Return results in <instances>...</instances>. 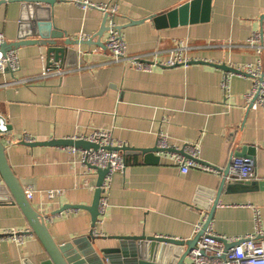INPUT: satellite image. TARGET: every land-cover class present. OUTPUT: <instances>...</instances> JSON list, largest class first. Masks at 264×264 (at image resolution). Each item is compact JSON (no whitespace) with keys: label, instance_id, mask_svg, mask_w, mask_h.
I'll return each mask as SVG.
<instances>
[{"label":"crops","instance_id":"0c3cea01","mask_svg":"<svg viewBox=\"0 0 264 264\" xmlns=\"http://www.w3.org/2000/svg\"><path fill=\"white\" fill-rule=\"evenodd\" d=\"M185 0H57L44 12L58 30L72 39L95 36L105 13L83 8L81 3L117 5L118 25L146 19L173 8ZM209 19L158 30L152 21L122 30L129 55H144L165 62L180 42L192 47L191 61L226 63L236 69L249 63H264V50L250 45L255 33L264 46V0H212ZM46 7V6H44ZM33 15V13H32ZM32 16L34 32L37 21ZM21 4L0 7V30L6 43L32 33L31 22L21 20ZM108 31L102 41L106 42ZM17 50L20 70L0 76V85L14 79H32L28 84L0 87V115L12 130L3 140L8 163L24 190L32 186L34 208L46 217L57 244L71 243L67 254L71 264H103L97 252L123 248L118 237L164 236L192 240L196 226L209 212L219 192L211 222L222 236L239 237L256 230V211L264 231V186L221 192V173L196 168L183 173L166 153H155L152 162L135 152H121L127 167L116 172L106 196L108 204L95 229L87 210H67L52 215L65 205L92 204L97 171L80 163V153L69 148L21 144L28 136L34 141L80 138L97 130L112 134L113 147L155 148L162 136L170 145H197L199 161L217 168L227 167L232 156L246 144H254L258 182L264 184V110H249L246 95L252 78L226 73L208 65L191 64L166 68L155 65L149 72L127 63L113 62L112 55L94 45H77L78 58L65 54L59 62L74 69L65 77L40 79L45 63L55 60L47 48L24 45ZM228 78V89L223 82ZM27 142V141H25ZM83 150V149H80ZM1 174V173H0ZM64 193L49 202L44 192ZM0 175V231L16 230L23 245L0 238V264H42L48 260L44 245L31 233L22 209ZM97 251V252H96ZM114 264H134L125 252L111 254ZM109 264H112L109 262Z\"/></svg>","mask_w":264,"mask_h":264},{"label":"water","instance_id":"95a60500","mask_svg":"<svg viewBox=\"0 0 264 264\" xmlns=\"http://www.w3.org/2000/svg\"><path fill=\"white\" fill-rule=\"evenodd\" d=\"M212 0H185L178 4L177 6L165 10L163 12L153 14L146 19L142 20H130L126 25H117V30L122 32V30L127 26L138 25L143 23L146 20L152 21L154 26L158 30L174 28L179 25L193 24L198 22H205L209 19L210 15V5ZM19 2L21 4V20L23 22H31L32 24V33L27 37H18V40L11 43H5L2 47L3 51L16 50L24 45H37L47 48V52L50 55L54 56L55 61H60L64 58L65 54L75 56L78 58V52L74 50V47L77 45H94L101 47L107 50L110 54V50L106 46V42L102 41L104 33L109 30L107 26V19L109 18V13H105V18L102 23V26L99 32L89 39H72L58 30L55 26L52 25L51 19L49 16H43L44 12L51 11V9L57 3V0H15L10 2L0 1V7L3 4ZM46 6V7H44ZM32 13L37 21L36 28L38 34L34 32V24L32 23ZM191 64H201L208 65L212 68H219L226 73H236L244 74L238 69L231 67L224 63H214L207 61H191L188 65ZM249 110L251 108L249 107ZM7 120L0 115V175L4 184L7 186L11 195L14 199V202L22 209L25 217L28 220L29 226L31 227V233L36 235L40 240L44 249L47 253L48 260H45L42 264H71L67 258V254L74 247L71 243L64 245H59L56 243L52 237L48 225L46 223V217L38 212L31 201L26 197L25 190L20 183L19 179L11 169L8 159L6 157V146L3 143L4 137L10 133L12 130L11 125L7 124ZM21 144L28 147H37V146H52V147H74L77 149L89 150L97 149L99 147L96 143H91L83 139H54L45 142L34 141L25 142L22 141ZM111 149L118 150L120 152H135L139 155H143L147 162L155 161V153H168V152H177L181 155L187 156L183 150H174L173 149H161L158 146L155 148L143 149V148H133L130 146L122 147H113ZM255 155V146L254 144H246L241 152H238L236 156L250 158ZM98 175L97 187L94 193L92 204L89 206L85 205H65L58 211H55L52 215L61 214L67 210H87L91 215L92 229H95L97 222L99 221L101 211H99L100 199L103 194V183L105 177L108 173L107 169H96ZM222 174V182L220 192L228 181L227 177L229 175L228 166L224 170H220ZM261 186L263 182L251 181V182H235V184L229 186V190L234 188H242L245 186ZM219 201V192L215 202L212 204L209 212L207 221L204 224L202 230L195 235L192 240L176 239L171 237L164 236H134V237H118V239L123 240V248L118 249H100L97 254L102 260L103 264H114V260L110 256L111 254H117L125 252L126 254H131L135 257L134 264H187V259L190 252L196 247L199 239L206 233V229L210 226L213 214L218 205ZM234 244H227V249L233 247Z\"/></svg>","mask_w":264,"mask_h":264},{"label":"built area","instance_id":"2783aa9c","mask_svg":"<svg viewBox=\"0 0 264 264\" xmlns=\"http://www.w3.org/2000/svg\"><path fill=\"white\" fill-rule=\"evenodd\" d=\"M2 1V0H0ZM10 2L15 0H3ZM83 8H96L104 13H109L107 19L108 37L106 46L110 50L113 62H123L130 65L132 68L149 72L155 65H160L166 68H173L179 65H187L191 62L186 53L192 48L184 42L170 50V57L165 62H157L146 58L144 55H129L127 51V44L122 32L117 30V23L115 21L118 15L117 5H94L88 2L81 3ZM89 36H82L81 39H89ZM6 43L4 33L0 30V76H4L7 72L12 74L20 70V59L17 50H9L4 52L2 47ZM261 37L259 33H255L251 40L250 45L256 48L259 52L264 50V46L260 44ZM239 71L245 73L252 78L253 84L250 92L246 95V101L251 110L257 111L264 110V63L259 61L257 64H247L238 68ZM74 69L65 68L61 62L50 60L45 63L43 72L40 79H48L52 77H65ZM32 79H14L13 81H5L0 85L10 86L14 84H28ZM225 90L228 89V78L223 82ZM24 139L27 142H33L32 138L26 136ZM76 139H83L91 143L99 145L97 149L80 150L77 148H69L73 153H80V163L88 171H96V169H107L108 173L105 177L102 189L103 194L100 199L99 211L102 213L107 204L108 198L106 192L111 186L112 178L116 172H124L127 164L124 156L120 151L111 149L113 148V140L111 132L107 130H97L88 136H83ZM168 138L162 136L158 141V147L161 149L183 150L189 156L187 158L177 152L166 153L170 160L181 168L183 173H188L190 169L196 168L209 173H221L220 170L225 168H217L199 161V149L197 145L185 144L182 147H175L170 145ZM123 145H119L122 147ZM256 160L254 157L245 158L240 156H232L228 163L229 175L227 177L229 182H251L258 180L256 171ZM25 194L29 201H32L36 190L32 186L25 188ZM64 192L62 190H48L44 192L45 198L52 202ZM256 230L252 234L239 237L222 236L215 233L211 225L206 229V233L199 239L196 247L190 252L187 259V264H264V231L260 225V212L256 208ZM43 215V214H42ZM208 212L205 211L202 216V222L197 224L196 232L202 230L207 221ZM0 238L12 239L19 245H23V237L19 231L8 230L0 231ZM227 244H234L233 247L227 249Z\"/></svg>","mask_w":264,"mask_h":264}]
</instances>
